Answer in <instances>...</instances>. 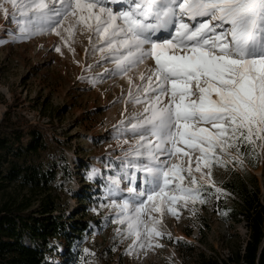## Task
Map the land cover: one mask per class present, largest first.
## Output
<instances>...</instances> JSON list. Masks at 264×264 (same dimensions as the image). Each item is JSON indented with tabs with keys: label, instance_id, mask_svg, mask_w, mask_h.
Here are the masks:
<instances>
[{
	"label": "rangeland",
	"instance_id": "obj_1",
	"mask_svg": "<svg viewBox=\"0 0 264 264\" xmlns=\"http://www.w3.org/2000/svg\"><path fill=\"white\" fill-rule=\"evenodd\" d=\"M56 6L59 7L58 0ZM107 6L120 10L119 0H110ZM5 7L11 11L10 5ZM204 19L207 18H185V22L197 24ZM72 22L71 17L64 22L58 29L60 36L50 29L39 34L21 33L16 21L0 10V122L7 116L19 125L37 126L47 135L55 146L51 157L63 155L69 165L63 194L67 203L65 217L84 205L85 210L74 216L83 217L93 226L91 233L83 234L71 245L73 256L66 254L67 238L63 243L52 241L57 250L48 247L49 260L54 264H65L68 258L75 261L73 264H114L123 253L132 264H198L202 251L227 258L247 239L248 232L244 223L233 222L230 211L238 198L223 183L233 171L248 170L259 179L263 192L264 147L257 141L254 149L247 144L239 151L233 148L221 153L217 149L216 156L226 163L213 164L211 185L204 181L193 185L187 171L181 173L183 181L174 182L199 189L203 203L199 199L169 202L160 213L151 211L150 202L142 217L144 224L152 227L149 217H155L160 221L155 228L162 235L147 237L143 225L139 240L129 235L127 223H119L125 218L120 205L127 199L134 207L131 197L135 193L129 189L139 192L146 187L147 173L142 169L150 163L149 154L140 147L141 131L134 133L132 125L143 119L146 97L152 95L144 92L148 82L141 75H148L154 61L148 59L120 71L114 60L119 53L110 52L93 32L78 26L69 37L64 29ZM136 97L145 103H136ZM149 141L157 142L155 137L146 136L143 143ZM138 150L142 154L138 155ZM184 150L190 152L192 175L200 180L208 168L196 172L200 153ZM157 156L170 165L177 164L185 170L189 167L187 156ZM248 160L259 167H251ZM83 192L90 198L82 203ZM167 194L181 195L175 191ZM169 208L175 209L177 215H172Z\"/></svg>",
	"mask_w": 264,
	"mask_h": 264
},
{
	"label": "snow or ice",
	"instance_id": "obj_2",
	"mask_svg": "<svg viewBox=\"0 0 264 264\" xmlns=\"http://www.w3.org/2000/svg\"><path fill=\"white\" fill-rule=\"evenodd\" d=\"M58 3L59 7L57 0H0V10L16 21L21 33L30 34L50 29L60 36L58 29L71 17L73 22L64 29L69 37L78 26L93 32L110 52L119 53L114 60L120 71L154 61L148 75H141L148 82L144 92L152 95L146 97L143 119L132 125L134 133L141 131L140 147L149 154L150 163L142 169L146 187L139 192L129 189L135 193L134 207L127 199L120 205L125 218L119 223H127L128 234L137 240L142 225L147 237L161 236L155 228L159 220L149 217V227L142 218L150 202L151 211L160 213L169 202H204L199 189L174 183L183 181L182 172L187 171L193 185H211L213 164L226 163L216 156L217 149L239 151L245 144L254 149L257 141L264 147V0H119L118 11L107 6L110 0ZM185 18L207 19L189 24ZM163 32L168 35H157ZM135 102L145 103L140 97ZM146 136L157 142L143 143ZM185 148L200 153L196 172L209 170L200 180L192 175ZM157 153L187 156L189 167L160 161ZM169 191L181 195H168ZM168 211L177 215L173 208Z\"/></svg>",
	"mask_w": 264,
	"mask_h": 264
},
{
	"label": "trees",
	"instance_id": "obj_3",
	"mask_svg": "<svg viewBox=\"0 0 264 264\" xmlns=\"http://www.w3.org/2000/svg\"><path fill=\"white\" fill-rule=\"evenodd\" d=\"M52 151L53 142L37 126L19 125L7 116L0 122V264H54L49 260V250H57L52 241L63 243L67 238L66 254L73 256L71 245L92 232L89 221L74 216L85 210L84 205L65 217L69 165L63 155L51 157ZM262 180L264 185V168ZM223 186L238 198L230 213L233 222L244 223L247 239L227 258L202 251L198 264H264V191L259 179L248 170L233 171ZM88 196L82 193V203ZM125 258L119 254L114 264H132ZM68 260L65 264L75 262Z\"/></svg>",
	"mask_w": 264,
	"mask_h": 264
}]
</instances>
